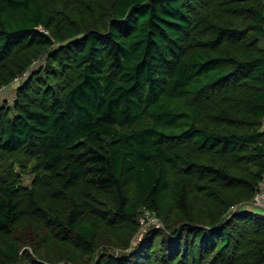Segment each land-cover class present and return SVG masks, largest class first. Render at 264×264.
<instances>
[{
    "label": "trees",
    "instance_id": "trees-1",
    "mask_svg": "<svg viewBox=\"0 0 264 264\" xmlns=\"http://www.w3.org/2000/svg\"><path fill=\"white\" fill-rule=\"evenodd\" d=\"M20 77L0 159L34 176L0 168V264H46L33 221L63 264H264V214L235 209L264 172V0H0ZM143 208L163 227L134 246Z\"/></svg>",
    "mask_w": 264,
    "mask_h": 264
},
{
    "label": "rangeland",
    "instance_id": "rangeland-1",
    "mask_svg": "<svg viewBox=\"0 0 264 264\" xmlns=\"http://www.w3.org/2000/svg\"><path fill=\"white\" fill-rule=\"evenodd\" d=\"M49 54H45L44 56H42L39 59V63L40 64L44 63L47 60ZM23 79L22 78L14 79L13 81L3 85L0 88V107H6L7 105H10V106L13 105L16 99L17 88L25 80ZM11 162H12L11 159H8V158L0 159V168L2 170H5L9 167H11L12 169L15 167L17 182L19 180L20 183L26 188H32V179L34 175L29 173V170H23L20 167L15 166L13 162L11 165L10 164ZM249 209L258 211V212H263L256 208H249ZM145 211L146 210L143 208L139 217H142L145 214ZM146 228L147 226H143L141 224V227L136 237H133L131 239V244L133 243V245L135 246L139 242ZM41 229H42V225L36 221H33L31 223L25 222V223L17 225V227L15 228V232L18 235H23L26 239L27 237H32L31 242L22 246L21 254L25 253L24 250H28V253L31 256H34L36 260L45 262L46 264H51L50 262L46 261L47 259H54L55 261L53 260L54 261L53 264H63V261L61 259L64 260V258L71 257L73 255L72 249H70L63 242L54 241L53 239L48 238L47 233H44V231L42 232ZM7 241H8V237L0 236V250L2 247L5 246ZM35 246H36V249L34 248ZM70 263L71 262L69 261L67 264H70ZM19 264H24V263L19 262Z\"/></svg>",
    "mask_w": 264,
    "mask_h": 264
},
{
    "label": "built area",
    "instance_id": "built-area-1",
    "mask_svg": "<svg viewBox=\"0 0 264 264\" xmlns=\"http://www.w3.org/2000/svg\"><path fill=\"white\" fill-rule=\"evenodd\" d=\"M26 74L27 72H25L23 76H25ZM240 207L256 208V209L263 211L262 213L264 214V172L262 174L261 179L258 181L257 190L253 194L252 198L247 202L241 203L235 209L240 208ZM145 210H146L145 214L142 217H139L140 224H142L143 226H147V227L149 226H153L156 228L163 227L161 225L162 222L159 220V218L155 214H153L148 209H145Z\"/></svg>",
    "mask_w": 264,
    "mask_h": 264
}]
</instances>
